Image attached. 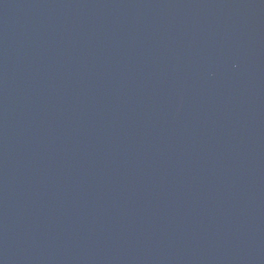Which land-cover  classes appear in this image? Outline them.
<instances>
[{
    "label": "water",
    "instance_id": "obj_1",
    "mask_svg": "<svg viewBox=\"0 0 264 264\" xmlns=\"http://www.w3.org/2000/svg\"><path fill=\"white\" fill-rule=\"evenodd\" d=\"M0 264H264V0H0Z\"/></svg>",
    "mask_w": 264,
    "mask_h": 264
}]
</instances>
